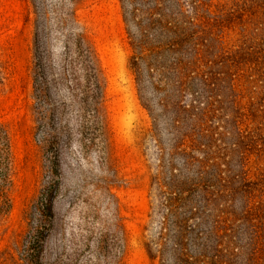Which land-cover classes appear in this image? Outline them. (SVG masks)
<instances>
[{"label": "rangeland", "instance_id": "374dc122", "mask_svg": "<svg viewBox=\"0 0 264 264\" xmlns=\"http://www.w3.org/2000/svg\"><path fill=\"white\" fill-rule=\"evenodd\" d=\"M42 1L53 4L0 0V264H171L173 219L162 206L168 194L152 184L158 150L153 140L141 141L152 127L144 107L154 108L153 99L138 92L129 67L121 1L85 0L75 7L100 68L104 154L81 147L76 105L50 67L58 48L46 45ZM205 2L207 28L228 22L216 12L218 0ZM46 13L50 23L52 13ZM242 33L241 27L225 32L226 51L241 49ZM248 40L244 46L256 48ZM38 67L46 80L38 78ZM222 169L220 188L227 190L235 168ZM156 244H163V254L153 260L149 251ZM210 257L209 264H255Z\"/></svg>", "mask_w": 264, "mask_h": 264}, {"label": "trees", "instance_id": "16d2710c", "mask_svg": "<svg viewBox=\"0 0 264 264\" xmlns=\"http://www.w3.org/2000/svg\"><path fill=\"white\" fill-rule=\"evenodd\" d=\"M83 1L52 0L50 7L41 2L46 45H57L58 59L50 67L76 105L81 147L104 154L100 68L75 8ZM120 1L130 70L145 101L153 99L154 108L144 107L152 127L141 141L153 140L158 150L152 184L168 194L162 206L173 219L171 264H209L210 254L264 264V0H218L216 12L229 24L214 28L204 21L205 0ZM239 27L241 49L226 51L225 32ZM248 39L256 48L244 46ZM3 141L8 165L5 133ZM227 164L235 172L221 190ZM162 247L149 251L151 259L162 257Z\"/></svg>", "mask_w": 264, "mask_h": 264}]
</instances>
